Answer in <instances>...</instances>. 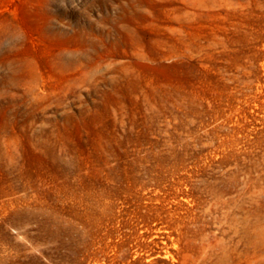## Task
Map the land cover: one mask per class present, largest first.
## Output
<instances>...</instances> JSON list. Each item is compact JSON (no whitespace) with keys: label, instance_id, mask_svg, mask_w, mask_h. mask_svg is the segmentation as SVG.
I'll list each match as a JSON object with an SVG mask.
<instances>
[{"label":"rangeland","instance_id":"rangeland-1","mask_svg":"<svg viewBox=\"0 0 264 264\" xmlns=\"http://www.w3.org/2000/svg\"><path fill=\"white\" fill-rule=\"evenodd\" d=\"M0 264H264V0H0Z\"/></svg>","mask_w":264,"mask_h":264}]
</instances>
